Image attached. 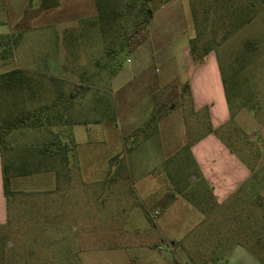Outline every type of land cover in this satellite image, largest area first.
I'll list each match as a JSON object with an SVG mask.
<instances>
[{
  "label": "rangeland",
  "instance_id": "rangeland-1",
  "mask_svg": "<svg viewBox=\"0 0 264 264\" xmlns=\"http://www.w3.org/2000/svg\"><path fill=\"white\" fill-rule=\"evenodd\" d=\"M20 2L0 0V35L11 37L16 33L15 23L22 15L18 11ZM8 6L12 7L10 14L4 11ZM148 7L151 15L146 26L150 36L140 48L119 53V74L113 90L111 62L104 66L106 51L109 47L117 50L114 43L123 41L125 33L131 30V18L117 24L114 33L113 30L103 33L93 13L59 16L60 19L51 25H44L43 16H39L33 26L31 20V27L21 31L11 56L0 59V72L21 68L58 75L74 92V112L88 120L67 125L64 140L70 145L73 141L76 143L68 152L75 183L80 187L90 184L91 189L90 201L82 197L72 207L71 238L67 240L44 239L45 236H56L58 226L48 216H42L49 206L46 208L34 199L38 193L31 192L18 201L9 194V221L0 227L3 236L1 264H59L77 253L90 256L91 263L83 264H153V259L163 254L181 258V263L177 264H188L183 235L191 218L185 202L200 206L203 202L192 194L195 189L203 192L202 186H195L189 178L192 166L176 163L174 157L161 168L153 169L152 176L147 177L153 181L146 183L147 189L152 190L153 195L159 194L154 191L163 186L155 183L158 174L163 168L170 169L169 179L176 189L177 200L172 208L163 209L154 200L143 197L138 185L140 180L125 172L122 158L130 151L129 157L134 159L137 170L148 168L156 163L158 152L166 150L165 145L159 147L163 139L137 146L143 139H137L136 143L129 135L119 139L122 126L111 119L112 109L123 103L128 71L149 63L162 84L166 79L183 78L187 69L184 51L187 45L196 52L207 49L216 58L221 81L224 80L226 107V119L218 132L228 148L252 170L251 186L247 191L237 193L233 200L251 201L258 206L264 204V0H151ZM141 18V15L137 16L135 22ZM246 41L251 42L248 49L245 48ZM134 81L130 80L131 83ZM206 84L212 86V80ZM165 85L160 84L161 87ZM132 86L140 89L136 83ZM182 89L179 101L171 108H182L187 136L192 138L194 133L209 130L207 108L211 101L194 116L189 112V90ZM140 90L138 95L129 97L133 98L135 106L146 101L145 89ZM95 93L109 100L111 111L105 119L90 111ZM157 122L151 132L155 131ZM44 135V132L27 130L16 139H10V143L12 147L39 143L44 140ZM9 152L5 151V155ZM61 180L54 170L14 175L10 189L14 186L47 187ZM158 207L162 208L161 213L150 218ZM255 210V214L261 213V210ZM122 228L127 229V234L119 232ZM162 233L165 237H161ZM174 240H177L176 250L170 244ZM143 253L147 256L143 257ZM214 263L220 264V260Z\"/></svg>",
  "mask_w": 264,
  "mask_h": 264
},
{
  "label": "crops",
  "instance_id": "crops-1",
  "mask_svg": "<svg viewBox=\"0 0 264 264\" xmlns=\"http://www.w3.org/2000/svg\"><path fill=\"white\" fill-rule=\"evenodd\" d=\"M168 2L162 5H166ZM26 3L25 0H21L18 6V11L21 14ZM11 10V6L4 8V11L8 14L12 12ZM96 12L95 0H58L57 5L43 9L34 17L32 26L39 16H43L44 25H51L60 19L58 18L59 16H81L92 13L96 15ZM53 16L56 19H53ZM1 26L2 28L5 27L4 25ZM149 36L148 34L146 39L137 45L134 50L140 48ZM184 51L187 69L183 78L166 79L163 82L164 84H162V82H159L157 75L153 73L149 63L141 64L140 67H135L126 73L127 83L124 84L123 103L120 107L116 104L114 110V122H119L122 126L119 139H123L124 136H130L146 120L153 106V93L173 79L178 81L181 89L189 90V112L192 115L195 116L197 112L206 106L208 101H211L210 107L207 108V117L210 123L209 130L203 133H194V136L189 138L185 128L182 108L173 107L159 118L155 131L145 137L137 138L143 140L136 144L139 146L146 141L163 139L159 147L165 145L166 150L158 152L155 164L138 170L135 168L134 159L129 157L130 151L126 152L122 155L125 163V172L140 180L138 185L142 189L143 197L154 200L163 209H169L175 205L177 200L176 189L169 179L170 169L163 168L158 174L159 178L155 183H162L163 186H160L161 190L156 189L154 191H159V194L153 195L152 190L147 189L148 185L146 183L153 182L148 180L147 177L152 176L153 169L161 168L165 162L169 159H174V157L177 159L176 163L178 161L182 165L189 164L190 167L192 166L189 172L190 180L196 184L195 186L201 185L203 190V192L199 189L193 190V197L195 199L200 198L203 202H201V206L194 202H185L188 207V216L191 218L183 235L185 255L189 259L188 264H215L214 261L216 260H220V264H264V204L258 206L251 201L233 200L237 193H240V191L245 192L251 186L252 170L244 160L242 161L240 157L228 148L218 132L219 127H222L226 119V116L224 117L226 107L217 60L208 52L203 60L198 62L193 59L188 45ZM127 61H130V59L127 58ZM118 74L116 73L111 79L112 90L115 87L114 82ZM131 79H135L134 83L130 82ZM209 80H212V86L210 87L206 84ZM185 81L187 85H184ZM135 83L140 89L143 87L146 91V101L142 104L143 107L142 105L135 106L132 101L133 98H129L138 95L139 91H141L139 88L132 86ZM184 147L187 148L184 149ZM182 151L184 153H181ZM71 166L67 170L64 167V174L60 175L62 178L61 182L51 186L35 189L14 186L10 189L9 194L15 196V201L24 200V197L31 195L29 193L35 192L38 194L32 195L34 199L39 200V203L46 206V208L49 206L46 212L39 215L48 216L58 228L56 236H45L44 239L46 240L54 238L67 240L69 237L71 238L69 226H71L73 221L71 216L72 207L82 197L90 201V184H83L80 187L75 183ZM135 181L134 183L137 184ZM9 194L6 196L3 190L0 153L1 226L9 221ZM226 203L228 204L226 205ZM162 208H155L149 215L150 218H154L151 215L158 216ZM261 208H263V211L260 214L254 213L256 212L255 209L261 210ZM155 211L156 214H154ZM119 232L127 234V229L122 228ZM161 237H165V235L162 233ZM176 241L174 240L170 243L171 248L174 250L178 247L176 246ZM143 254V257L147 256L145 253ZM80 261L82 264L91 263L89 255L77 253L76 256L63 259L59 264H80ZM152 262L153 264H177L181 263V258L178 256L170 258L163 254L154 258Z\"/></svg>",
  "mask_w": 264,
  "mask_h": 264
},
{
  "label": "trees",
  "instance_id": "trees-1",
  "mask_svg": "<svg viewBox=\"0 0 264 264\" xmlns=\"http://www.w3.org/2000/svg\"><path fill=\"white\" fill-rule=\"evenodd\" d=\"M150 1L95 0L96 22L103 33L112 31L123 19L131 18L133 22L123 41L114 43L117 50L109 47L106 51L107 62L104 66L107 67L111 62L109 69L112 77L120 67L119 53L131 52L146 39L147 18L151 15V9L148 7ZM57 3L58 0H28L21 17L15 23L16 33L11 37L0 35V59L5 60L11 56L21 31L31 27V20L35 16ZM121 6L125 9L123 10ZM140 15L142 18L135 22V18ZM250 43L246 41V49L250 48ZM190 53L194 60L200 62L208 50L196 52L190 46ZM222 81L224 83L223 78ZM181 93V87L176 79L153 93L154 102L146 121L130 135L135 139V143L140 135L144 134L145 137L154 130L157 120L165 115L173 104H177ZM74 100V92L67 88L66 81L61 77L21 68L0 72V153L2 185L6 196L10 192V178L14 175L54 170L55 176L59 177L64 174V167L66 170L70 167L68 152L76 143L72 140L70 145V142L64 140L66 137L64 128L88 120L86 116L79 117L74 112ZM109 104L108 99L95 93L90 111L105 119L111 111ZM111 119L115 120L113 109ZM27 130L44 132V140L12 147L10 139H16L17 135H23ZM5 151L10 152L5 155ZM2 239L3 236L0 235V242Z\"/></svg>",
  "mask_w": 264,
  "mask_h": 264
},
{
  "label": "built area",
  "instance_id": "built-area-1",
  "mask_svg": "<svg viewBox=\"0 0 264 264\" xmlns=\"http://www.w3.org/2000/svg\"><path fill=\"white\" fill-rule=\"evenodd\" d=\"M154 214H156V211L154 212ZM158 249H161V247H160V246H158Z\"/></svg>",
  "mask_w": 264,
  "mask_h": 264
}]
</instances>
